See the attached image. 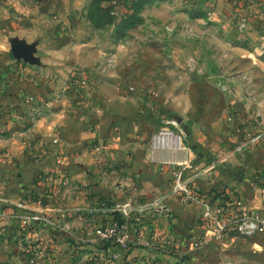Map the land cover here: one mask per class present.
I'll return each instance as SVG.
<instances>
[{"label": "rangeland", "instance_id": "374dc122", "mask_svg": "<svg viewBox=\"0 0 264 264\" xmlns=\"http://www.w3.org/2000/svg\"><path fill=\"white\" fill-rule=\"evenodd\" d=\"M254 57L264 60V0H0V71L20 79V94L12 95L18 114L28 120L8 128L10 113H4L9 124L0 127V184L11 182L10 190L27 201L45 199L49 171L38 170L31 179L45 189H17L30 170V159L18 160V137L28 141V131L40 120L53 121L58 141L53 149L44 143L41 157L33 160L55 167L64 158L60 125L69 148L88 156L99 144L110 155L113 142L126 135L141 138L138 123L154 134L172 130L160 127L161 121L181 119L179 111L192 96L202 101L223 92L239 120L264 110V70L252 65ZM37 76L45 82L33 89L30 78ZM251 119L245 132L252 136ZM98 160L100 167L111 163L108 156ZM83 161L91 163L89 157ZM59 179H52L55 186L63 182ZM34 241L32 251H43L40 264L68 253L56 240ZM39 241L57 247L49 252ZM256 241L261 244L238 239L226 245L222 262L264 264V241ZM4 259L1 254L0 264Z\"/></svg>", "mask_w": 264, "mask_h": 264}, {"label": "crops", "instance_id": "0c3cea01", "mask_svg": "<svg viewBox=\"0 0 264 264\" xmlns=\"http://www.w3.org/2000/svg\"><path fill=\"white\" fill-rule=\"evenodd\" d=\"M230 5L225 3L227 7ZM254 59L255 64L249 60L250 63L264 70V60ZM17 77L0 71V127L3 125V128L10 122L8 128H18L23 121L28 123L18 114L17 103H14L17 96L12 95V92L20 94L17 87L21 81ZM30 80L33 89L45 82L38 76ZM190 88L195 93V85L190 84ZM230 102L223 92L202 101L198 96H192L183 111H179L181 119L161 121L160 127L169 121L177 122L175 130L184 134V151H152L148 143H136L140 140L148 142L154 134L153 128L150 131L147 125L138 123L139 140L126 135L123 140L113 142L110 155L108 152L104 155L101 148L98 154L91 151L85 156L83 149L75 151L68 147V135L63 131L65 127L60 125L57 128L62 126L60 141L64 158L55 167L42 164L44 160H33L36 156L41 157L44 143L53 149L58 141L54 138L50 118L45 123L44 120L37 121L27 133L28 141L23 143L21 136L18 137V160L30 159V170L24 171L25 179L17 189L25 185L36 190L45 189L34 185L32 177L38 170L49 171L50 177L43 183L47 187L46 196L40 202L27 201L20 192L10 190L11 182L1 181L0 206L12 207L21 203L24 207L17 210V214L30 216L36 228L34 233L28 228L20 231L21 249L6 235H0V256H4V264H26L24 246L29 238L53 239L68 250L53 264H224L222 251L226 245L238 239L250 240L254 246L261 244L256 240L263 242L264 235L248 239L236 237L228 243L204 236L199 206L184 203L170 193L171 165H194L193 185L202 194L209 196L216 191L233 194L240 197L247 208L264 213V110L260 108L239 120L229 111ZM6 111L10 113L7 124ZM250 117L256 128L252 138L245 132ZM18 130L20 134V128ZM242 141L248 143L247 150L235 153V147ZM4 145L9 143L4 141ZM107 156L111 160L109 167L97 165L98 159ZM84 157L90 158L91 165L83 161ZM2 165L4 163H0ZM110 176L115 178L114 182L108 181ZM53 178H60L62 186L60 183L55 186L58 181H52ZM91 179H94L93 186H89ZM124 205H129L130 211L126 218L121 213ZM113 223L119 225L118 233L125 237L124 248L114 241L103 242L95 234L97 228Z\"/></svg>", "mask_w": 264, "mask_h": 264}, {"label": "built area", "instance_id": "2783aa9c", "mask_svg": "<svg viewBox=\"0 0 264 264\" xmlns=\"http://www.w3.org/2000/svg\"><path fill=\"white\" fill-rule=\"evenodd\" d=\"M166 125H169L172 130L167 127L152 134L149 141L150 149L152 151L165 149L172 151L186 150L184 134L175 130L177 123L173 120L167 122ZM253 135L247 134L251 138ZM247 147L248 143L242 141L235 147L234 152L242 153L247 150ZM100 149V145L95 144L93 152L98 154ZM171 166L173 177L171 179L170 193L178 196L184 203H193L199 206L200 224L204 230V236H208L219 243H228L236 237L248 239L257 235H264V213L247 208L240 197L233 194H225L223 191H216L209 194V196H205L193 185V178L196 172L194 165L173 164ZM162 169L163 165L161 166ZM23 207L21 203H18L12 207L0 208V235H6V238L10 241L13 240L18 247V238L22 229L28 228L30 233L36 231L35 224L30 216L17 214V210ZM121 213L123 217H128L130 214L129 205H124ZM119 228L118 224L113 223L97 228L95 234L103 242L114 241L115 244L124 248L125 237L119 235ZM34 239L29 238L24 246V252L29 256L28 264H40L38 260L44 257L42 250L32 251V245L35 243ZM38 243L44 250L49 252L57 247L51 245L49 248L45 242L39 241Z\"/></svg>", "mask_w": 264, "mask_h": 264}, {"label": "trees", "instance_id": "16d2710c", "mask_svg": "<svg viewBox=\"0 0 264 264\" xmlns=\"http://www.w3.org/2000/svg\"><path fill=\"white\" fill-rule=\"evenodd\" d=\"M119 222H121V221H119Z\"/></svg>", "mask_w": 264, "mask_h": 264}]
</instances>
